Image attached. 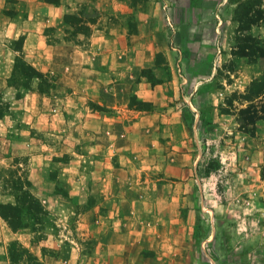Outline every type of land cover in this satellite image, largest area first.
Masks as SVG:
<instances>
[{
    "label": "rangeland",
    "instance_id": "374dc122",
    "mask_svg": "<svg viewBox=\"0 0 264 264\" xmlns=\"http://www.w3.org/2000/svg\"><path fill=\"white\" fill-rule=\"evenodd\" d=\"M4 1L3 12L17 20L18 24L17 16L22 14V8L15 6L11 0ZM61 4L65 7L64 16L72 15L68 24L63 22L64 34L70 35L78 43L86 42L94 33L100 34L96 38L101 39L107 47L103 55L105 60L109 58L111 62L121 64L126 79L129 77L131 81L128 105L137 111L143 112L131 103V99L142 102L136 96L141 83L146 84L148 89H158L161 93L159 102L172 95V100L165 104L175 105L183 100L180 90H184L185 94L190 93L197 80L214 77L218 81L232 82L241 76L254 79L264 72V55L260 52L252 54L247 49L248 40H252L255 46L264 47V0H61ZM7 30H0V57L5 49L11 52L22 46L20 34ZM50 30L53 32L55 26L45 28V32ZM12 58L10 54L0 64V81L4 83L0 89V161H8L0 166V194L5 195H18L22 191L20 185L26 179L22 169H25L31 158L28 152L21 154L20 151L24 150L13 149V145L30 143L32 156L43 151L47 159H50V148L39 150V147L42 143L48 146L53 144V137L44 135L42 131L50 129L55 121L52 119L54 105L51 99V91L56 87L55 78L42 73L41 78L27 82L28 88H24L22 77L19 74L13 75L12 68L9 70L13 65ZM93 58L91 55V61ZM102 67L100 72L103 74H111L114 70L111 65L108 68ZM184 78L190 82L181 87L179 84ZM173 81H176V86L171 90ZM231 95L235 99L238 95L242 97L238 92ZM262 103L264 98L253 101L247 111L252 117L249 121L240 113V118L236 116V124L240 125L238 130L245 126L246 134L253 137L254 128L260 124L264 126L259 108ZM145 104L148 110L144 111L147 113L158 110L156 113L159 115L165 108L164 103L159 106ZM156 113L148 114L152 121L147 126L154 123L163 125L160 115L158 121V117L153 116ZM220 113L231 114L227 108ZM209 115L207 118L202 117L203 121L210 123L212 118ZM184 119L190 126L192 118L187 115ZM227 137L222 135L217 144L223 146ZM220 152L224 151L205 152L198 175L202 176L203 173L207 179L201 182L202 186L194 182L187 186L189 197L186 201L168 200L171 208L176 210L178 218L175 219L178 223L179 220L185 223L188 220L185 231L183 228L181 231L178 223L174 229L166 224H154L153 214L148 217L147 212H140L133 216L135 223L131 229L122 231L133 232L134 236L139 235L140 238L133 236L131 244L115 249L110 254L112 258L105 257L98 243L99 236L104 232L101 225V217L104 215L97 199L91 197L84 205L74 198L70 201L79 211L92 208L89 221L80 220L77 212L64 218V226H58L57 218L46 211L47 214L33 218L40 222L34 224L31 219L20 214L17 208L8 212L9 222L16 229L15 232L27 228V232L33 233L32 240L42 245L40 253L44 262H37L35 254L21 248L18 241L10 242L6 246L5 255L0 253V257H9V264H264V216H258L259 202L255 200L254 203L253 198L250 206L237 204L238 199L231 196L230 191L235 184L233 180H227L230 175L233 177L237 173L235 168H240L231 164L226 152ZM67 157L64 155L59 160L67 161ZM51 172L54 174L56 170L52 168ZM259 185L261 183L258 182ZM257 186L253 187L255 191ZM260 189L264 190V185ZM28 190L32 192L31 183ZM60 190L67 194L64 186ZM162 195L161 207H164L167 197L164 193ZM201 199L203 216L196 218L193 212L199 211ZM261 202L264 212V197ZM13 203L12 206L15 205L14 199ZM244 209L248 212L250 226L246 238L231 241L226 230L217 232L215 241L207 242L212 233L211 223L220 225L223 220L225 224L234 223L233 220L238 219V214Z\"/></svg>",
    "mask_w": 264,
    "mask_h": 264
},
{
    "label": "crops",
    "instance_id": "0c3cea01",
    "mask_svg": "<svg viewBox=\"0 0 264 264\" xmlns=\"http://www.w3.org/2000/svg\"><path fill=\"white\" fill-rule=\"evenodd\" d=\"M3 2L0 0V30L7 28V32L20 34L22 46L12 53L5 49L0 64L10 54L13 61L16 56H20L38 72L48 73L55 78L56 87L51 91L54 105L52 119L55 121L50 129L42 131L44 135L53 137V144L48 146L42 143L39 147V150L50 148V155L54 158L47 159L43 151L32 156L31 144L26 142L14 144L13 149L24 150L20 153L28 152L27 155L31 156L22 172L31 183L32 195L39 200L45 211L57 218L58 226H64V218L77 212L83 222L90 219L92 208L79 211L71 199L75 198L79 204L85 205L87 199L96 198L104 215L101 217L104 232L99 236L98 243L102 255L111 258L110 254L115 249L131 244L134 233L122 231L131 229L135 223L133 216L140 212H147L148 217L153 214L154 224L162 223L174 229L178 223L175 219L177 213L168 200L186 201L189 197L186 189L190 183L202 186L201 182L207 179L203 173L202 176L198 175L203 156L205 152L216 153L220 150L224 151L220 154L226 152L232 165L240 168H235L237 173L233 177L230 175L227 180H233L235 184L230 189L231 196H235L237 204L243 207L250 206L253 198L254 203L258 200V216H264L261 206L264 190H259L264 185V126L260 124L255 127L251 137L246 134L245 126L238 130L240 125L236 124L240 110H245L250 104L244 99L252 81L250 77L241 76L232 82L218 81L214 77L197 80L190 93L185 94L184 90H180L183 100L175 105L165 104L172 100V95L159 102L161 93L158 89H148L146 84L141 83L136 90L139 100L157 106L164 103L165 106L159 113L163 125L154 123L147 126L152 121L148 114H155L158 110L147 113L129 107L131 81L129 77L126 79L121 64L113 63L109 58L105 60L103 55L107 47L101 39L96 38L100 34L94 33L87 39V43H78L70 35L64 34L65 7L62 4L53 7L41 0H11L15 6L22 8V14L17 16V24V20L3 12ZM53 25V32H45L46 27ZM56 38L58 41H55ZM91 55L94 56L92 61ZM109 65L114 68L111 74L100 72L102 66L108 68ZM189 82L184 78L179 85L186 86ZM171 83L172 90L176 81ZM3 85L0 81V89ZM235 92L242 94V97H230ZM258 98L262 99L264 95ZM225 108L231 114H221L220 111ZM159 115L156 113L153 116ZM187 115L192 118L190 126L184 119ZM208 115L212 118L210 123L202 119ZM222 135L228 136L223 146L217 144ZM64 155L68 157L63 162L59 158ZM7 162L6 159L0 161V166ZM52 168L56 170L54 174ZM162 181L164 184H159ZM258 182L261 185L257 186ZM62 186L67 189V194L60 190ZM256 186L258 189L255 191L253 187ZM161 193L167 197L164 207H161ZM13 199L11 194H0V204H14ZM203 209L201 199L200 209L193 212V215L196 218L202 217ZM247 214L245 209L240 211L237 217L239 220L235 219L231 224H225L224 220L220 225L211 223L212 233L207 242L215 241L217 232L226 230L231 241L246 238L250 227ZM182 222L179 220V228L185 231L188 220ZM24 229L21 232L11 230L0 216L1 255H5L6 246L10 242L18 241L21 248L35 254L37 262H44L40 253L42 245L34 242L33 233ZM134 237L140 238L139 235ZM0 264H9V257H0Z\"/></svg>",
    "mask_w": 264,
    "mask_h": 264
},
{
    "label": "trees",
    "instance_id": "16d2710c",
    "mask_svg": "<svg viewBox=\"0 0 264 264\" xmlns=\"http://www.w3.org/2000/svg\"><path fill=\"white\" fill-rule=\"evenodd\" d=\"M41 1L53 7H58L61 5V0H41ZM70 20H72V15H65L63 22L65 24L66 23L68 24ZM247 43H248L247 49L250 50L252 54H256L257 52H260L262 55H264V47L253 45L252 40H248ZM18 49L20 48L18 47L16 50ZM11 71L13 75L19 74L20 77H22L24 82L23 85L24 88H28L27 82L30 83L33 79H39L43 76L41 72H38L32 66L27 64L20 56H16L14 58ZM261 95H264V72L259 77L252 79L244 96V99L249 101L250 104L249 107H247L245 110H240L239 113L241 114L240 116L243 117L245 116V118L248 119V120L246 119V121L252 119V117H250L249 113L247 112L248 109L251 108L253 101ZM131 103L136 105L138 110H143V111L148 110L147 105L143 102L135 101V99H131ZM260 109H261L260 112L262 114L261 119H264V103H262ZM29 187H30V182L25 179V182L20 185V188L21 189L23 188L22 191H20L18 195L13 194L15 205L12 206L11 204H0V216L9 224L12 230H16V229L12 227V225L9 222L10 217L8 212L12 211L13 208H17L20 214L25 215L27 219L28 218L31 219L34 222V224L40 222L34 220L33 218L47 214L46 211L41 206L39 200L30 193V191L28 190Z\"/></svg>",
    "mask_w": 264,
    "mask_h": 264
}]
</instances>
